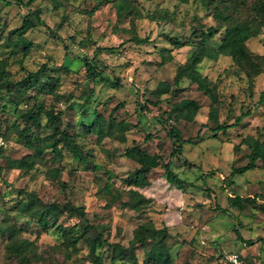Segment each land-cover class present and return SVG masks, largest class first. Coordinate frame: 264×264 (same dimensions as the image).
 <instances>
[{
	"label": "rangeland",
	"instance_id": "1",
	"mask_svg": "<svg viewBox=\"0 0 264 264\" xmlns=\"http://www.w3.org/2000/svg\"><path fill=\"white\" fill-rule=\"evenodd\" d=\"M117 1L107 0L92 11L101 0H0V72L4 74L0 130L5 142L0 158V264H17L6 252L4 229L11 223L23 226L21 237L33 242L36 254L30 255L29 264H96L99 255L105 264H135L133 259L142 264L151 244L138 245L134 257L113 263V248L108 243L129 246L135 229L143 224H149L153 233L168 228L167 245L179 264H230L228 256L232 254H238L244 264H264V212L259 209L264 203V163L259 160L254 169L236 172L249 163L252 140L264 143V102L260 100L264 91V29L248 41L252 66L260 69L251 76L230 57L216 53L225 24L205 5L210 0H128L133 11L124 15L118 13ZM261 2L264 0H245L235 16L254 19L255 6ZM37 8L42 9L46 25L23 31L25 17ZM151 14L159 19H150ZM212 26L220 29L217 40L188 77L193 80L202 74L218 82L223 100L221 123L232 124L241 113L251 110L241 125L218 135L211 129V102L196 84L186 80L182 90L164 94L158 103L152 93L159 82H173L178 66L195 50L199 41L193 31ZM134 36L149 40L136 44L130 39ZM170 38L188 44L174 47ZM92 59H99L102 75L119 85L89 79L85 63ZM38 70L43 72L31 81L29 74ZM88 99L90 105H86ZM191 100L200 104L194 122L169 118L172 107ZM35 104L57 114L61 131L80 134L87 162L76 161L68 151L61 156L48 149L30 172L7 168L10 159L35 155L36 147L44 146V138L52 132L43 114V127L32 128L29 134L34 146L27 147V138L19 135L17 128L28 126L23 115ZM95 111L128 123L125 138L117 133L119 137L99 141L97 134L90 133L88 125ZM174 125L184 138L193 139L185 145L184 155L174 160L175 167H180L175 169L195 185L184 191L170 186L160 166L151 171V184L139 188L149 202L141 210L121 206L130 199L125 179L139 167L135 154L128 155L127 149L139 146L169 160L173 146L168 132ZM185 160L198 168L188 172L179 165ZM56 168L60 172L54 173ZM107 184L114 185V194L117 190L123 194L109 207L112 195L105 192ZM26 192L37 193L45 203L81 207L86 215L64 214L54 224L49 219L52 227L41 229L35 220L16 210L15 205L27 198ZM230 197L244 207L232 205ZM58 225L80 236L76 247L69 246ZM86 225L96 228L87 230ZM98 232L108 243L100 244L92 237Z\"/></svg>",
	"mask_w": 264,
	"mask_h": 264
},
{
	"label": "trees",
	"instance_id": "2",
	"mask_svg": "<svg viewBox=\"0 0 264 264\" xmlns=\"http://www.w3.org/2000/svg\"><path fill=\"white\" fill-rule=\"evenodd\" d=\"M16 1L20 3L24 2V0ZM32 1L33 0H28L27 3ZM106 1L107 0H101L92 11L99 9L100 5ZM178 1L181 3L189 2V0ZM243 2H245V0H210L209 2H205V5L209 9H212L214 15L225 24V30L221 35L217 48L215 49L218 56L222 55L230 57L234 64L238 67H244L249 75L251 74V76H254L252 75V72L258 74L260 69L252 66V54L248 48V41L257 37L264 29V2L255 6L256 15L254 16V19L235 16L241 11V4ZM116 7L120 15H124L125 12L130 13V11H133V7H131L128 0H118L116 2ZM42 13L41 8H37L30 12L24 19L23 31L33 29L37 26H45L46 23L42 18ZM148 17L152 20L159 19V16L156 14H151ZM219 33L220 29L213 26L209 27L206 31L199 30V28L195 29L193 34L199 41L195 50L183 65L178 66L173 82L161 81L152 92L155 98H157L158 103L159 101H162L161 97L164 94L173 93L176 89L182 90L183 87L181 85L184 81L189 80L191 83L196 84L198 90L204 93L211 102L209 119L214 123V126L211 128L214 135H218L220 132L226 133L229 128L241 125L243 119L251 113V110L241 113L232 124H228L227 122L221 123L219 120V113L223 100L221 99L218 82L212 80L208 76H203L202 74L193 80L188 77L190 71H196L197 66L205 57H207L210 49L209 45L217 40L216 36ZM130 39L136 44H144L149 40L148 38H137L135 36ZM168 40H170V43L174 47H182L188 44L180 38H170ZM191 43H193V41ZM100 63L101 61L99 59L86 60L85 65L89 79H100L106 85L114 84L118 86L119 82L114 83L112 79L102 75V69H99V66L97 65ZM42 72L43 70L31 72L28 78H30L31 81H34V79L38 78ZM3 78L4 74L0 72V82ZM49 86L50 85L48 84L47 87ZM174 86L176 88H173ZM42 87L45 88L46 84L43 83ZM38 90L41 91V89ZM260 100L264 102V91L261 93ZM85 102L87 103L86 105H90L92 100L88 99ZM199 110L200 104L198 101L191 100L182 105H175L172 107L169 112V118H173L176 121L185 120L186 122H194ZM139 111L140 113H143L142 111H144V108L140 107ZM43 114L47 115V127L52 131L51 134L44 138L46 139L44 146H37L35 155L29 154L21 159L8 160V169H19L21 171L30 172L35 165H37V162L39 163V161H43V154L48 149H51L56 155L61 156L65 151H68L73 155L74 159L80 163L88 161L87 155H85L78 140L80 134L78 132L71 134L67 130L61 131L57 125V114L53 110L47 109L43 104H35L33 108L23 115L26 124L28 122V126L23 129L19 127L17 128L19 135L22 134L27 138V140H24L26 146L29 148L34 146L29 134L31 133L32 128L39 129L43 127L41 122ZM128 128V123L124 121L117 122L111 118L107 119L97 111L94 113L92 122L88 125L89 132L97 134L99 141H102L106 137L117 136V133H120L118 135L124 139L125 131ZM168 135L172 141L173 149L170 154V159L167 161H165L166 157L164 155L160 153H150L139 146H132L127 149L128 155H131L132 153L135 154L134 160L139 164V167L125 179V184L129 186L128 195L130 196V199L128 201H122L121 206L141 210L145 204L149 202L150 199L140 192L139 188H145L151 184L149 175L152 170L160 166L164 169V177L170 186L184 191L188 186L195 185L193 182L186 179V177L185 179L181 177L180 173L175 169L180 167H175L174 162V160H179L184 155L185 145L193 143V139L184 138L182 131L175 125L171 126ZM3 136L4 133L0 130V137ZM151 137L152 136L149 134L148 139H151ZM158 147H162L161 142L158 143ZM250 147L252 149L250 161L245 166L236 169L237 173L242 174L254 169L259 160H262L264 163V143L257 138L256 140H252ZM3 155L4 148L1 146L0 158H2ZM179 165H183L184 168H187L188 172L198 168L195 164L188 162V160H185ZM2 169L3 168L0 166V172ZM56 172H60V169L56 168L54 173ZM113 187V184H107L105 187V192L108 195H112L110 202L107 204L108 207L123 196L120 190H117L118 192L114 194L112 191ZM25 195L27 198L19 201L17 205H15L16 210L21 214L28 215L33 221L35 220L41 229L52 227L57 218L64 214H75L81 218L86 215L85 210L81 207H75L70 203L62 205L59 203H45L35 192H26ZM230 199L232 205L240 208L244 207L241 201L239 202L233 197H230ZM255 203L254 200L252 204ZM259 209L264 212V203L259 204ZM49 219L53 224L49 222ZM91 227L96 228L95 226H84L87 230ZM57 228L62 231L64 236H66L69 246H77L80 241V236L74 235L71 233L70 229L65 226L58 225ZM23 231H25L24 227L17 226L16 223H11L4 229V233L7 237L6 252L9 256L17 260V264H29L30 255L34 256L36 254L33 242L28 238L21 237V232ZM95 234L96 235L92 237L97 241H100V244L108 243L102 232ZM168 236L169 231L166 226L153 233L149 228V224H143L135 229L133 239L130 241L129 246H124L120 243H108V245L113 248L111 262H123L131 256L134 257L135 248L138 245L151 244V248L148 250L142 264H179L172 257L171 249L167 245ZM94 261L96 264H105V258L102 255H99ZM133 261L135 264H138L136 260L133 259Z\"/></svg>",
	"mask_w": 264,
	"mask_h": 264
},
{
	"label": "built area",
	"instance_id": "3",
	"mask_svg": "<svg viewBox=\"0 0 264 264\" xmlns=\"http://www.w3.org/2000/svg\"><path fill=\"white\" fill-rule=\"evenodd\" d=\"M5 145V142L2 137H0V147ZM230 264H244L243 260L238 254H232L228 256Z\"/></svg>",
	"mask_w": 264,
	"mask_h": 264
}]
</instances>
